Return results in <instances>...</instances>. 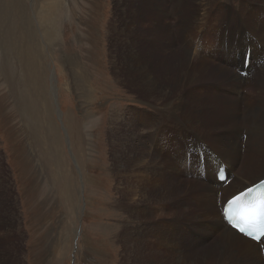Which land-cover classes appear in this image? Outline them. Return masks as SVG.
Listing matches in <instances>:
<instances>
[{"label": "rangeland", "instance_id": "obj_1", "mask_svg": "<svg viewBox=\"0 0 264 264\" xmlns=\"http://www.w3.org/2000/svg\"><path fill=\"white\" fill-rule=\"evenodd\" d=\"M229 1L237 2L220 0V3L229 5ZM248 1L252 5L240 8L235 5L234 17L240 15L239 18L244 20L229 21L226 27L235 32V39L241 45L245 40L250 50L252 45L255 49L258 45L264 57V43L254 34L264 37V0ZM156 2L0 0V172L10 177L9 164L13 162L14 165L17 163L18 171L37 175L31 181H40L45 190L54 187L52 181L55 177L60 188H64L65 200L62 196L60 203H63L61 208L66 214V249L62 251L60 242L59 259L54 261L55 264L154 263L153 259L150 261L142 256L141 249L134 243L132 248L135 245V249L131 248L133 260L128 259L129 253L121 234L127 229V222L131 227H137L139 222L132 221L124 212V207L119 204V190L125 186L126 151L139 153L141 150L135 146L141 144L147 163L150 162L148 150L153 154L157 151L154 155L159 159V150H152L151 144L155 126L151 123L146 126V118L153 117L163 125H171L167 116L172 112L170 103L177 104V96L185 95L184 100L189 103V109L181 113L183 119L203 117L201 120L205 125L198 123L197 130L204 137L225 134L231 137L233 144L238 139L240 141L236 126L241 127V124L233 122L234 115H237L234 108L238 107L235 103L223 102L224 98L210 92L227 94L216 87L220 84L213 73L214 65L228 64L237 70L241 59L227 57L225 45L217 42L221 34L214 29L199 40L196 36L199 25L195 26L188 38L190 44L194 37L197 38L192 55L200 50L205 53L202 60L211 62L210 70L198 80V85H204L210 92H201L202 98L196 103L186 94L191 92L190 88L182 91L173 88L171 95L164 97L161 92L147 94L149 92L142 87L130 85L139 78L137 62L153 60L152 56L159 63L157 75L162 84L174 86L181 72L182 42L176 22L180 16L188 15L184 9L195 12L198 7L188 1L181 5L182 11L178 14L172 10L174 2L166 0L164 6L171 10V15L161 17L156 9L150 8V4L155 6ZM200 9V15L205 16L204 7ZM209 40L212 41L207 48ZM252 53V76L255 79L239 92L246 101L256 104L261 91L256 80L263 74L264 60L255 56L254 50ZM53 76L57 80L56 98ZM239 106L242 122L246 109L244 104ZM263 108L264 104H259L254 113L259 112L264 118ZM244 135L247 137V133ZM180 145L184 147L183 143ZM243 145L245 149L246 142ZM244 156L245 153H241L242 159ZM210 163L213 165L214 160L211 159ZM201 174L205 175L204 170ZM253 180L245 177L244 181L249 184ZM78 187L81 188L79 210ZM70 190L76 193L74 197ZM35 191L37 195L42 193L40 188ZM71 219L76 221L74 230ZM194 221H183L186 223L183 231L191 227L201 233L200 224ZM0 236L6 244L9 228L6 227ZM39 260L42 264V259ZM45 264H50L49 255L45 257Z\"/></svg>", "mask_w": 264, "mask_h": 264}, {"label": "bare ground", "instance_id": "obj_2", "mask_svg": "<svg viewBox=\"0 0 264 264\" xmlns=\"http://www.w3.org/2000/svg\"><path fill=\"white\" fill-rule=\"evenodd\" d=\"M171 1L174 2L172 10L178 14L182 11L181 5L187 4L188 1L198 7L195 12L192 9H184L183 12L188 13V15L180 16L176 22L180 31L182 42H180V47L183 54L179 61L181 72L178 81L174 86L162 84L161 78L157 75L159 63L157 64L154 59L155 56H152L153 60L137 62L136 70L140 81L137 79L130 85L137 86V88L142 87L146 93L149 92L147 94L161 92L164 97H169L173 88L176 91L190 88L191 92L186 94L196 103L198 99L202 98L201 92H210V90H206L204 85L199 86L198 80L201 75L210 70L211 62L208 59L202 60L205 53L200 50H197L198 54L192 55V47L197 38L201 40L205 34L214 29L217 34H221V38H217V42L225 45L224 53L227 54V57L230 60L236 57L241 59V64L237 70L228 64L214 65L213 73L220 84L216 87H220L218 91L223 90L227 94L221 93L222 91L210 92L224 98L223 102H232L238 107L234 108L237 115H234L233 122L241 124V127L236 126V130L239 129L240 131V141L238 139L237 143L233 144L231 137L225 134L222 136L215 134L209 138L204 137L197 130L198 123H203L201 120L203 117L186 118L184 116L186 119L181 117V113H185L189 109V103L184 100L185 95L183 94L175 99L177 104L173 106V102L170 103L172 112L167 117L170 118L172 126L163 125L161 121H157L153 117L146 118V126L150 123L155 126L151 143L152 150L153 148L158 149L160 154H158V159L155 156L157 151L154 155L151 150H148L147 156L150 162L147 163V159L145 160L144 157V149H142L144 147H141V144L135 146L141 152L137 153L135 150L125 152L123 169L125 186L119 190L121 193L119 204L124 207V212L128 217L130 216L132 221L137 220L139 222L137 227H131L127 222V229L124 234H121V237H124L122 239L125 243V249L129 253L128 259L133 260L134 251L132 249H135L136 245L139 250L141 249L142 256L150 261L154 260L152 261L153 264H264L260 244L237 231H233L236 220L225 221L223 219V207L229 197H233L240 193L239 191L246 190L264 179V126H259L260 124L264 125V118L259 112L254 113L259 104H264V69L263 74L259 75L260 77L256 80L261 89L258 94L259 103L252 104L240 94L242 87L255 79L252 76L253 50L255 56L258 55L261 60H264L263 52L257 48L258 45L256 49L253 45L251 46L250 41L251 50L249 44L247 48L246 40L241 45L235 39V32L226 27L229 21L236 19L243 21L244 18H239L240 15L234 17L237 7L250 6L252 2L237 0L235 3L229 1V5H222L220 0ZM165 2L166 0H157L155 6L150 4V8L151 10L156 9L155 12L161 17L171 15V10L164 6ZM175 5H177V10ZM200 7H204L205 16L200 15ZM207 19L209 23L205 24L204 21ZM202 23H204L203 26H201ZM250 23L252 24V22ZM198 25L197 38L194 37L193 43L190 44L188 38L195 26ZM254 34L257 40L264 43V37H260L258 33ZM212 40L207 41V48ZM211 45L213 44L211 43ZM247 52L252 53L248 64L245 61ZM211 58L213 59V57ZM243 71H248V76H242ZM56 81V77L53 76V95L55 98L57 97ZM230 95L239 97L240 100L232 98ZM241 104H244L246 109L245 117L241 119L242 122H240L239 106ZM199 111L201 112V110ZM57 112H60L58 107ZM203 125L205 124L203 123ZM243 125L247 126L249 130L245 127L242 128ZM245 133H247V137H245ZM244 142H246L245 149H243ZM179 143H183L184 147H181ZM147 149L149 148L147 147ZM243 152L245 156L242 159L241 153ZM246 157L247 159L244 160ZM200 159L204 161L201 162ZM211 159L214 160L213 165L210 163ZM220 166H225L228 169L227 181H232L227 185L220 183L216 178ZM203 170L205 175L201 174ZM245 177L254 178V182L246 184ZM189 220H195L200 224L201 233L191 227H189V231H183V225L186 224L185 222L183 224V221L189 222ZM191 225H193L192 221ZM145 231L147 233L143 235ZM262 242H264V238ZM133 243L135 244L134 248H132Z\"/></svg>", "mask_w": 264, "mask_h": 264}, {"label": "crops", "instance_id": "obj_3", "mask_svg": "<svg viewBox=\"0 0 264 264\" xmlns=\"http://www.w3.org/2000/svg\"><path fill=\"white\" fill-rule=\"evenodd\" d=\"M9 165L10 177L0 172V234L6 231V227L9 228L6 244H3L0 236V264H8V261L9 264H40L39 258L45 264L47 255L50 257V264H55L54 261L59 259L60 242L62 251L66 249V214L61 208L63 203H60L62 196L65 200L64 188H60L55 177L52 181L54 187L45 190L40 181H31L37 175L18 171L17 163L14 165L10 162ZM79 183L80 180L78 185ZM35 187L40 188L42 193L37 195L35 189L38 188ZM70 192L73 197L76 195L74 190ZM77 204L79 210L80 187ZM74 223L76 221L71 219L72 230L75 229Z\"/></svg>", "mask_w": 264, "mask_h": 264}, {"label": "snow or ice", "instance_id": "obj_4", "mask_svg": "<svg viewBox=\"0 0 264 264\" xmlns=\"http://www.w3.org/2000/svg\"><path fill=\"white\" fill-rule=\"evenodd\" d=\"M252 223H254V220L249 218L247 221H246V225L248 227H251ZM241 231H244V228H241Z\"/></svg>", "mask_w": 264, "mask_h": 264}, {"label": "flooded vegetation", "instance_id": "obj_5", "mask_svg": "<svg viewBox=\"0 0 264 264\" xmlns=\"http://www.w3.org/2000/svg\"><path fill=\"white\" fill-rule=\"evenodd\" d=\"M232 31V30H231ZM242 33L240 32V35H241ZM250 71V70H249Z\"/></svg>", "mask_w": 264, "mask_h": 264}]
</instances>
